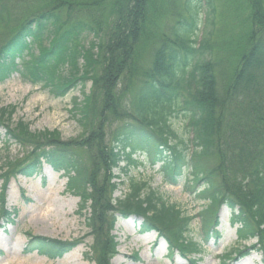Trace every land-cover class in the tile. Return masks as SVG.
<instances>
[{"label": "trees", "instance_id": "obj_1", "mask_svg": "<svg viewBox=\"0 0 264 264\" xmlns=\"http://www.w3.org/2000/svg\"><path fill=\"white\" fill-rule=\"evenodd\" d=\"M206 1L197 43L201 0H0V83L21 65L31 81L58 96L77 81L91 82L90 93L83 91L74 105L84 138L67 141L25 125L21 136L4 113L0 126L24 152L8 162L5 179L31 176L43 161L64 172L66 190L79 198L77 214L89 211L85 225L95 264H110L117 254L110 232L118 217L131 215L141 218L139 232L156 231L169 251H199L200 243L188 238L191 217L144 181L129 179L127 191L113 196L119 185L113 170L137 153L150 164L160 163L170 183L186 175L195 195L208 200L204 242L216 224L212 215L226 205L238 241L255 239L251 248L264 257V0H241L235 7L240 32L223 37L220 49L233 44L240 52L224 85L215 73L224 62L215 57L220 12L217 0ZM236 18L223 19V26ZM144 49L149 58L141 63ZM179 116L187 120L188 140L172 143L171 121ZM119 122L107 144L109 126ZM80 149L92 158L84 160ZM77 242L28 234L26 251L54 258Z\"/></svg>", "mask_w": 264, "mask_h": 264}, {"label": "rangeland", "instance_id": "obj_2", "mask_svg": "<svg viewBox=\"0 0 264 264\" xmlns=\"http://www.w3.org/2000/svg\"><path fill=\"white\" fill-rule=\"evenodd\" d=\"M206 2L201 0L197 43L205 25ZM240 2L241 0L216 1L220 12L221 34L218 33L219 37L215 40L220 56L216 54L215 57L221 60L222 56L224 62L217 65L215 73L222 85L231 79L235 70L234 61L240 52L239 49L234 50L236 45L233 44L220 49L223 37H237L240 32L242 20L237 21L234 13ZM239 14H242L241 11ZM234 18L236 19L232 24L223 26V19L231 23ZM83 42L87 43V40ZM79 46L80 44L77 45ZM148 58L147 49L138 56L141 63ZM85 59L87 60V56L78 59L79 67H82ZM27 73L21 65L20 72L11 73L0 83V114L4 113L3 119L8 120L13 128L19 126V130L25 125L32 132L54 131L67 141L84 138L86 132L78 122V111L74 105L82 99L83 91L84 94L90 93L91 82L88 80L82 85L81 81H77L66 94L58 96L42 83L32 82ZM63 73L69 74L65 70ZM134 83L129 86L126 95L131 94ZM121 123L109 126L107 144L112 143V132ZM186 123L187 120L182 116L171 121L175 132V138H171L172 143L177 142V138L188 140ZM19 133L21 136L26 134L23 130ZM23 153L19 144L6 139L5 129L0 126V264H95L89 255L92 236L88 235L89 229L85 225V217L89 211H85V215L77 214L79 198L66 190L67 178L63 171H54L44 161L36 175L26 177L10 174L5 179L4 176L11 169L8 162L22 157ZM78 153L86 161L92 158V153L87 149H80ZM137 155L139 154L132 155L134 161L130 163L122 160L118 168L113 170L116 176L113 181L119 184L113 196L120 197L127 191L129 179L144 181L147 188L154 189L164 201L177 205L191 217L188 238L199 242L200 248L199 251L187 254L176 249L171 252L166 240L159 238L155 232L138 233L141 218L134 215L118 217L110 232L117 242L118 253L110 260V264H264L262 252L250 246L255 243V239L238 241L236 225L231 224V213L226 205H221L212 215L216 224L210 225V238L204 242L202 237L206 229H203L205 216L202 212L208 206V200L195 195L196 190L193 192L186 175L180 176L172 184L165 180L160 163L150 164L143 155ZM2 211H7L8 214H3ZM215 231L218 232L217 236L214 235ZM28 234L78 242L63 255L50 258L37 250L26 251ZM85 254L87 256L84 257Z\"/></svg>", "mask_w": 264, "mask_h": 264}]
</instances>
